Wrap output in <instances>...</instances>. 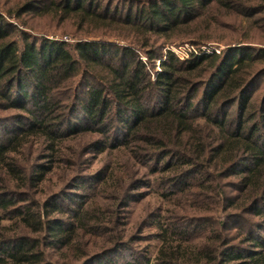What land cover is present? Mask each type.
Returning <instances> with one entry per match:
<instances>
[{
  "label": "trees",
  "instance_id": "16d2710c",
  "mask_svg": "<svg viewBox=\"0 0 264 264\" xmlns=\"http://www.w3.org/2000/svg\"><path fill=\"white\" fill-rule=\"evenodd\" d=\"M3 1L0 264H53L49 250L63 264H264V90L249 93L264 78V48L251 45H264V0ZM22 16L79 37L26 31L12 21L25 26ZM212 39L223 48L203 51ZM183 40L196 50L180 58L170 47ZM85 136L90 152L123 158L84 176L110 184L106 207L77 191L39 208L27 201L20 189L57 168L64 139ZM28 143L48 162L31 173L16 158ZM82 177L66 184L84 188ZM157 179L173 188L172 208L151 219L161 246L150 258L132 251L141 231L128 227V203ZM86 234L99 235L96 251Z\"/></svg>",
  "mask_w": 264,
  "mask_h": 264
},
{
  "label": "rangeland",
  "instance_id": "374dc122",
  "mask_svg": "<svg viewBox=\"0 0 264 264\" xmlns=\"http://www.w3.org/2000/svg\"><path fill=\"white\" fill-rule=\"evenodd\" d=\"M116 1L117 3L119 2V0H103L102 3L105 2V4L111 3V5H114L116 4ZM13 2L14 0H4L1 5L7 7ZM22 17L23 19H25V17L28 16ZM20 20H22V18H20L19 20L14 19L12 21L13 23L18 22L19 25H21L26 31H32L40 35H46L47 37L55 40L72 43L76 40L77 37H79L72 26H69L68 24H60L55 19H51L48 16L28 17L26 19L25 26L21 23ZM109 41L117 42L113 38H110ZM185 42H187V40H183L181 43ZM203 43L207 44L201 46V49L203 51H206V49H208V52H219L223 48L225 42L222 40L219 41L216 39H212L203 41ZM257 43L258 44L251 43V45L264 48L263 44H261L260 42ZM166 45L170 44L167 43ZM172 45L173 44H171V47L174 48V46ZM194 50L196 49L194 48ZM178 51H181V54L184 52L180 49H178ZM263 90L264 78L256 81L255 84L251 87L249 93H262ZM5 114L6 112L0 111V118ZM0 129H3V127L1 126V120ZM90 138L91 137L89 136H85L78 139L74 137H68L64 139L61 148L63 154H61L62 158H60L59 161L56 162L57 168L53 170V172L48 173L46 176V180L36 187L34 186L20 189V191L24 192L23 197L27 198V201L31 200L30 203H39V208L47 196H49V201L52 200L61 203L63 201V198L61 196L63 193L72 194L74 193V191H77L79 193H88L87 195L90 197V200L93 204L100 207L105 205L106 207L109 199H112V197H114L110 194V184L107 182L108 188L105 189L104 179L95 181V178H86L84 176H87L89 173V176L92 177L94 174L104 172L106 170V166L109 165L111 167L113 161L121 165H123L124 162L122 157L117 158L118 153L115 152H107L103 154L90 152L91 150L88 149L86 145H84L86 144V141L90 140ZM42 153V147L38 148L37 144L28 143L24 147L21 154L17 155L16 158L25 172L31 173L34 170L35 165L48 163L46 159H42ZM118 160L120 161L118 162ZM67 161H70L69 165ZM120 170L123 171L122 169ZM143 171L144 174H147L149 168H143ZM126 172L128 173V171ZM74 173H76L77 176H83L81 180H87V183L84 184V188L74 187L73 189L72 185L66 184V181L68 180L70 175L74 177ZM147 175L149 179L150 176H157L150 174ZM124 177L126 178V173ZM88 185H93V187L91 186L90 188H88ZM172 189V187L168 188L162 186L160 180L157 179L156 182H154L153 187L149 188L148 186H144L139 188L137 190V197L134 200H129L128 227L130 229H135L137 225L140 224L139 231H141L139 235L134 238L136 242H134L132 245V251L136 250V248H140V250L142 249L143 253H146L147 251L150 258H154L156 254H158L159 248L161 246V241L156 236L157 229L154 228V226L150 223L151 219L154 218V215L161 216L165 213L166 209L172 208L171 204L167 201V198L164 195V193H168L169 191H172ZM62 205L64 209L68 210L63 214H59V216L64 219H69V209L73 206L69 202H65ZM9 215H11V213ZM12 219L14 220V218ZM9 221L12 222V220H7L8 223ZM98 239H100L99 235L86 234V243L84 247L87 248L88 251H96L99 247ZM93 244H95V246H93ZM47 261L53 264H63L67 261V259H62L59 253L54 250H49ZM75 263L76 262H74V264ZM68 264H73V260H70Z\"/></svg>",
  "mask_w": 264,
  "mask_h": 264
},
{
  "label": "built area",
  "instance_id": "2783aa9c",
  "mask_svg": "<svg viewBox=\"0 0 264 264\" xmlns=\"http://www.w3.org/2000/svg\"><path fill=\"white\" fill-rule=\"evenodd\" d=\"M180 58H184L188 55L189 52L194 51V47L189 43H184L183 46H177L174 48L170 47ZM183 50L184 52L181 54V51H178V49ZM208 51V49H206Z\"/></svg>",
  "mask_w": 264,
  "mask_h": 264
}]
</instances>
